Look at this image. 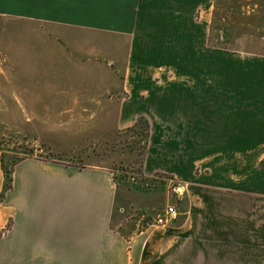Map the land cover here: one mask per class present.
Here are the masks:
<instances>
[{"label": "crops", "instance_id": "obj_1", "mask_svg": "<svg viewBox=\"0 0 264 264\" xmlns=\"http://www.w3.org/2000/svg\"><path fill=\"white\" fill-rule=\"evenodd\" d=\"M186 1L174 10L185 21L165 29L148 21L169 19L181 0H0V20L35 42L21 45L20 62L2 50L0 108L59 115L44 107L42 85L71 90L124 39L134 74L120 82L128 93L116 127L147 122L143 176H164L156 207L155 191L122 189L100 165L27 158L6 183L0 160V264H155L159 243L161 264H264V54L204 44L187 26ZM124 202L146 215L174 206L177 217L161 240L149 229L135 235Z\"/></svg>", "mask_w": 264, "mask_h": 264}, {"label": "rangeland", "instance_id": "obj_2", "mask_svg": "<svg viewBox=\"0 0 264 264\" xmlns=\"http://www.w3.org/2000/svg\"><path fill=\"white\" fill-rule=\"evenodd\" d=\"M173 1V0H172ZM210 0H187L186 21L192 31L201 29L203 43L217 46L221 49L232 46H245V49L255 53L264 54V0H215L211 7ZM198 2V3H197ZM181 4V5H178ZM183 3H172L169 19L148 21L154 27H173L182 23L175 16ZM150 24V25H152ZM14 22L0 20V54L2 50L13 56L16 62L24 59L21 45L33 44L34 39L30 34L23 38L15 34ZM30 27H26L27 33ZM194 29V30H193ZM186 40H191L187 34ZM128 41L114 40L107 45V59H91L89 62L90 76L68 85L71 90L58 91V85H42V103L44 107H56L59 115H43L41 117H26L18 107L0 108V120L7 128L0 131V160L8 178L14 166L27 158H36L48 162H57L65 165L85 167L100 165L110 171L121 188L155 191L164 177L158 173L152 177L143 176V162L146 148L147 122L140 119V125L133 131L130 128L116 127V112L122 100L127 95V89H120V82L133 75L128 66ZM148 55L156 56L157 53ZM66 62V61H62ZM6 64V63H5ZM86 65V64H85ZM3 68V67H2ZM128 68V69H127ZM156 75H161V70H156ZM45 78V77H44ZM50 80V79H48ZM122 85V84H121ZM66 84L61 85L64 88ZM4 87V86H2ZM83 96L80 100L65 99L64 97ZM57 97V98H56ZM5 101H0V104ZM13 105V104H12ZM29 122H26V120ZM34 124L42 125L41 132L30 131ZM21 128L27 131H21ZM29 128V129H28ZM149 131V128H148ZM37 134L41 139H35ZM155 205L163 201L162 190L156 192ZM129 195H125L128 198ZM130 205V204H129ZM124 202L123 220L136 222V234L147 230L146 220L152 221L157 215H162L165 209H155L154 213L141 214ZM161 210V211H160ZM145 218L141 220L140 216ZM154 231L161 240L163 226L148 228ZM153 232V233H154ZM3 230L0 229V238ZM155 264H161V243L157 245Z\"/></svg>", "mask_w": 264, "mask_h": 264}, {"label": "built area", "instance_id": "obj_3", "mask_svg": "<svg viewBox=\"0 0 264 264\" xmlns=\"http://www.w3.org/2000/svg\"><path fill=\"white\" fill-rule=\"evenodd\" d=\"M2 64H3V58L0 55V68H1ZM174 192L176 194L179 193L177 187H174ZM140 217H141L140 218L141 220H143L145 218L144 215H141ZM176 217H177V211H176L175 207L174 206H168V207H166V209L162 215H157L155 217V219H153L152 221L146 220L144 225H145L146 229H148L150 227H154V226H164L167 223L176 219Z\"/></svg>", "mask_w": 264, "mask_h": 264}, {"label": "trees", "instance_id": "obj_4", "mask_svg": "<svg viewBox=\"0 0 264 264\" xmlns=\"http://www.w3.org/2000/svg\"><path fill=\"white\" fill-rule=\"evenodd\" d=\"M140 119L136 122V124L135 125H133L130 129L133 131L136 127H138L139 125H140ZM146 126H147V134H148V125L146 124ZM148 135H146V139H145V142H146V145H147V141H148ZM146 149V148H145ZM1 165H2V168H3V171H4V175H5V177H6V179L8 178V176L6 175V172H5V169H4V165H3V161H1ZM12 173V172H11ZM10 173V174H11ZM9 178H10V175H9ZM8 186L6 185V188H7ZM6 188H4V189H6Z\"/></svg>", "mask_w": 264, "mask_h": 264}]
</instances>
